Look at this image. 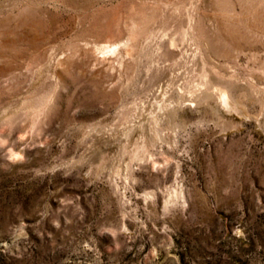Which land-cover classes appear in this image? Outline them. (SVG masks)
<instances>
[{
    "label": "rangeland",
    "instance_id": "rangeland-1",
    "mask_svg": "<svg viewBox=\"0 0 264 264\" xmlns=\"http://www.w3.org/2000/svg\"><path fill=\"white\" fill-rule=\"evenodd\" d=\"M0 264H264V0H0Z\"/></svg>",
    "mask_w": 264,
    "mask_h": 264
},
{
    "label": "bare ground",
    "instance_id": "bare-ground-1",
    "mask_svg": "<svg viewBox=\"0 0 264 264\" xmlns=\"http://www.w3.org/2000/svg\"><path fill=\"white\" fill-rule=\"evenodd\" d=\"M114 47V46H113ZM220 101L221 103L225 106V107H230V101H229V98H228V95L227 93L224 91V90H221L220 91ZM228 110V109H227Z\"/></svg>",
    "mask_w": 264,
    "mask_h": 264
}]
</instances>
